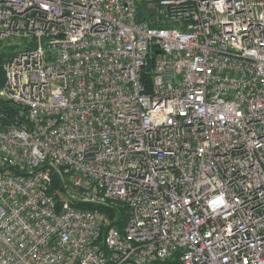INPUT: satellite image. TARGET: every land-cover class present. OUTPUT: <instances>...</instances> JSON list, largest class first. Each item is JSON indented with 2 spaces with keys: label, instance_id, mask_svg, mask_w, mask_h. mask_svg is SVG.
<instances>
[{
  "label": "built area",
  "instance_id": "1",
  "mask_svg": "<svg viewBox=\"0 0 264 264\" xmlns=\"http://www.w3.org/2000/svg\"><path fill=\"white\" fill-rule=\"evenodd\" d=\"M8 38L0 264H264V0H0Z\"/></svg>",
  "mask_w": 264,
  "mask_h": 264
},
{
  "label": "trees",
  "instance_id": "2",
  "mask_svg": "<svg viewBox=\"0 0 264 264\" xmlns=\"http://www.w3.org/2000/svg\"><path fill=\"white\" fill-rule=\"evenodd\" d=\"M145 9V4L144 3H139L138 4V11L139 14L141 15L142 12ZM12 52V50H7L4 51L3 53H0V87L2 86V84L4 83L5 80V72L3 69V63L5 61V59L8 57V55H10V53ZM151 66L149 67V69L151 70ZM147 75H149V73H147ZM0 112H3L7 118H12L16 113V107L11 104L9 101L3 99L0 97ZM54 184L58 185V180L54 179Z\"/></svg>",
  "mask_w": 264,
  "mask_h": 264
},
{
  "label": "rangeland",
  "instance_id": "3",
  "mask_svg": "<svg viewBox=\"0 0 264 264\" xmlns=\"http://www.w3.org/2000/svg\"><path fill=\"white\" fill-rule=\"evenodd\" d=\"M21 43L19 41H14L13 39L11 40V38H8L7 40L0 42V53H3L4 51L7 50H12L14 49V47L18 46Z\"/></svg>",
  "mask_w": 264,
  "mask_h": 264
}]
</instances>
